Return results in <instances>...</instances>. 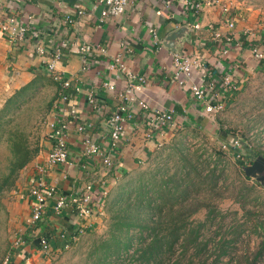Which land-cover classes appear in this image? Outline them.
<instances>
[{
	"label": "crops",
	"instance_id": "0c3cea01",
	"mask_svg": "<svg viewBox=\"0 0 264 264\" xmlns=\"http://www.w3.org/2000/svg\"><path fill=\"white\" fill-rule=\"evenodd\" d=\"M221 1L230 7L228 17L233 21V41L227 45L224 44L223 35L230 31L224 23L225 14L217 6L194 12L185 8L181 0H129L124 12L118 17L100 21L101 7L95 0H0V10L7 16L27 23L29 27L28 37L19 44L10 43L0 32V107L16 91L41 79L52 83L56 93L59 85L52 81L43 67L49 59L48 55L41 57L34 51L37 43L47 45L50 50L60 47L62 58L55 69L63 78L72 81L69 99L57 105L59 107L52 115V119L56 117L67 122L68 160L48 170L45 175L46 184L52 185L58 192L70 195L85 182L92 181L94 188L99 190L103 186L107 193L114 181L130 174L164 143L177 137L179 131L192 134L190 130L208 131L213 127L214 132L208 135L207 140L214 138L218 142L224 138L219 128L215 130L213 115L206 114L189 93L188 85L195 82L196 78L185 84L172 79L169 66L172 50L163 44L172 32L180 33L169 41L176 51L197 55L210 68L211 75L217 81L224 73H229L238 87H241L249 74L264 67V63L251 57L248 51V43L252 40L262 41L264 0ZM76 10H82V14L73 23L66 24L64 16L74 14ZM194 25L198 27L194 28ZM244 29L254 32L246 36ZM149 30H153L156 37ZM215 32H219L221 37H216ZM160 41L162 43L158 48ZM80 44L93 49L84 70H80L81 60L77 52ZM225 46H228L226 52H222ZM116 53L122 54L123 61L131 70L147 79V85L139 96L151 108L171 110L173 120L146 140L143 137L146 132L143 117L135 109L136 98L132 97L129 104L132 110L135 109L134 113L124 125L123 138L111 156L112 165L106 168L95 158L87 160L81 153L80 143L87 137L102 150H108L109 129L106 121L117 103L116 92L125 88L123 75L116 69L108 68ZM106 81L115 84L114 93L104 90L102 84ZM89 92L98 107L92 108L87 104L86 96ZM70 108L77 115L76 122L89 126L84 132L76 130L75 122L69 114ZM50 146L49 132L40 160ZM85 160L87 167L81 169L80 162ZM24 175L23 188L19 187L15 191L14 200L16 212L21 211L17 216L23 223L22 234L28 236L32 228L28 222L30 199L27 187L34 179V172L29 168ZM103 202L104 199L96 195L92 202L91 218L98 215ZM84 221L70 209L54 217L48 204L34 233L46 236L53 251L64 250V243L58 239L57 233H72L77 226L85 224ZM21 251L19 260L42 253L35 239H30Z\"/></svg>",
	"mask_w": 264,
	"mask_h": 264
},
{
	"label": "rangeland",
	"instance_id": "374dc122",
	"mask_svg": "<svg viewBox=\"0 0 264 264\" xmlns=\"http://www.w3.org/2000/svg\"><path fill=\"white\" fill-rule=\"evenodd\" d=\"M54 89L52 83L41 79L12 95L15 112L10 117L12 123L5 127L22 133L36 152L16 173L12 185L0 191V264H5V260L6 264H112L115 258L103 259V252L105 248L110 252L116 244L125 241L126 227L132 237L129 254L138 247V236H144L142 231L139 234L138 225H153L157 218L165 220L163 215L155 213L151 214L150 222L146 201H156L161 194L167 204L176 202L180 197L169 195L168 190L179 185V192L185 184L189 196L181 203V212L172 216L177 220L185 218L194 225L209 217L200 231L207 247L205 250L197 247L198 257L182 256L178 264H199V261L212 264L222 249L228 256L219 257L216 264H245L253 257L259 242L264 240V186L256 179L245 177L246 157L236 158L234 151L221 148V144L228 146L235 139L240 157L243 151L250 154V161L257 154L264 156V67L249 74L243 85L225 99L224 108L213 115L215 130L220 129L223 139L207 140L214 132L213 127L208 131L190 130L192 134L177 132V137L168 140L130 174L110 185L98 215L90 219L91 223L81 226L76 239L66 249L42 251L36 257L19 260L22 248L13 250L12 239L23 235V223L17 216L21 211L16 212L14 194L23 188L27 169L34 172L47 144L50 132L47 123L56 109L60 88L58 86L56 93ZM5 135L0 137V174L8 159ZM238 161L244 165L240 166ZM189 210L195 212L188 214ZM236 233L239 234L237 239L230 241L236 238ZM219 237H223L222 243ZM123 257L120 256L117 263ZM260 260L264 262V256Z\"/></svg>",
	"mask_w": 264,
	"mask_h": 264
},
{
	"label": "built area",
	"instance_id": "2783aa9c",
	"mask_svg": "<svg viewBox=\"0 0 264 264\" xmlns=\"http://www.w3.org/2000/svg\"><path fill=\"white\" fill-rule=\"evenodd\" d=\"M129 0H95V3L101 7L100 21L106 18L118 17L122 14L128 5ZM185 8L200 12L208 7L217 6L225 14L224 23L230 31L223 35L224 44H230L233 41L231 30L233 28V21L228 17L230 7L221 0H181ZM82 14V10H76L74 14L64 16L66 24L73 23L75 19ZM198 25H194L197 28ZM264 30V25L262 26ZM244 35L248 36L254 32L250 29H244ZM0 32L12 44L22 43L28 37L29 27L28 24L22 22L20 19L7 16L6 13L0 10ZM149 33L156 37L153 30ZM216 37H221L219 32H215ZM162 41L159 42L158 48L161 46ZM62 45V44H61ZM60 45V46H61ZM225 46L222 52H226ZM93 49L87 48L84 44L77 46V52L81 60L80 70H84L87 66V58ZM34 51L41 57L48 55L44 63V69L51 76L53 82L59 85L57 105L67 102L69 99V90L72 87V81L62 77L61 73L55 69L56 64L61 60L62 54L60 47L49 49L47 45L37 43L34 46ZM248 51L254 59L264 63V34L262 41L252 40L248 43ZM101 52V50H100ZM170 69L172 72V79L179 84L191 82L193 78L196 81L189 83L188 90L194 101L203 107L206 114L215 115L219 113L225 106V99L236 91L239 87L237 82L229 73H224L220 80H216L211 75L210 68L205 65L201 59L194 54H189L184 51H171L170 53ZM110 69L119 71L125 80V88L120 92H116L117 103L110 113L106 125L109 129L108 135V150H102L96 143L92 142L87 137H84L80 143L81 153L87 160L95 158L102 167H110L112 165L111 156L117 151L118 145L121 142L125 130V123L132 118L134 110L141 112L143 117V125L146 127V132L143 137L147 140L152 137L157 131L172 123L173 117L171 110L164 108H151L143 98L139 96L142 89L147 85V79L137 72L131 70L123 61L122 54L116 53L111 59ZM107 92L114 93L116 86L111 81H106L102 84ZM133 95H137L133 96ZM224 95V96H223ZM227 96V97H226ZM134 99V107L132 110L129 104L130 99ZM86 102L92 108L98 107L93 95L89 92L86 96ZM69 114L71 119L75 122V127L78 132H84L89 126L84 123H78L77 115L73 108H70ZM50 129L51 146L47 150L44 157L34 167V179L27 187V196L30 199V214L28 222L32 231L28 236L17 235L12 239L13 250L23 248L28 244L30 239H35L37 245L43 252L52 250L51 244L46 236H38L34 233L35 226L42 221L44 212L49 204L52 216L57 217L65 209H70L78 218H82L89 223L93 214V199L97 196L104 198L106 196V189L101 186L99 190L94 188L92 181L85 182L80 189L72 192L70 195L58 192L52 185L45 183V175L48 170L62 165L68 160L67 150V135L68 127L67 122L62 121L60 118L50 119L47 123ZM221 148L234 151L236 158H240L237 154L238 142L234 139L228 146L221 144ZM233 149V150H232ZM87 160L80 162L81 169H86ZM101 207V206H100ZM89 220V221H88ZM84 221V222H85ZM80 224L72 233H65L60 231L57 233L58 239L64 243L66 249L81 229ZM7 260L4 261L6 264Z\"/></svg>",
	"mask_w": 264,
	"mask_h": 264
},
{
	"label": "trees",
	"instance_id": "16d2710c",
	"mask_svg": "<svg viewBox=\"0 0 264 264\" xmlns=\"http://www.w3.org/2000/svg\"><path fill=\"white\" fill-rule=\"evenodd\" d=\"M13 96L5 100L3 106L0 107V137L6 134L5 145L8 153V159L4 171L0 174L2 176V180L0 181V191L2 187L8 188V186L12 185L16 173L26 165L36 152L35 148L29 146L27 139L24 138L22 133L14 129L7 130L5 127L12 123L10 117L15 112V107L12 106L14 101ZM243 152L241 153L242 155L240 158L246 157L248 164H250V154L246 152L244 154ZM238 164L240 166L244 165L241 161H238ZM191 169L193 170V166H191ZM177 186L179 185H175L172 190H168L169 195L180 197V200L176 202H169L167 204V199L162 197L163 195L161 194L157 195L156 201L155 199L146 201L145 209L146 214H150L148 216L150 222L153 217L151 214L155 213L158 216L163 215L165 220L162 221V218H157V221H155L153 225H138V227H140L138 230L139 234L144 232V236H138L139 245L132 251V253L127 254L128 248L132 245V237L131 234L127 233L128 230L126 227L123 235L125 241L120 245L116 244L110 252L108 251V248H105L103 259L113 256L115 259L112 264H178L182 256L191 257L195 255L198 257L200 253H197V247H202L201 250H205L207 247V241L201 238L200 231L206 226L209 217H207L205 221H199L194 225L193 223H189L185 218L177 220L172 216L177 212H181V209L183 208L181 203H183L189 196L187 190L188 186H186V184L181 187L179 192H177L179 188ZM176 204L178 205L177 208H175ZM194 212L195 210H189L188 214ZM129 225H132V223ZM238 236L239 234L236 233V238H232L230 241L237 239ZM219 241L222 243L223 237H219ZM227 254L228 252H226V250H220L212 264H216L219 257L228 256ZM120 256L124 257L120 259V263H117V259H119ZM263 256L264 240L259 242L253 257L250 260L247 259L245 264H258V261ZM199 264L206 263L199 261ZM259 264H264V262L260 260Z\"/></svg>",
	"mask_w": 264,
	"mask_h": 264
},
{
	"label": "water",
	"instance_id": "95a60500",
	"mask_svg": "<svg viewBox=\"0 0 264 264\" xmlns=\"http://www.w3.org/2000/svg\"><path fill=\"white\" fill-rule=\"evenodd\" d=\"M179 34L180 33L172 32L170 34L171 36H169L166 39V42H164L163 44L169 47L172 51H176L173 45L171 44V42L169 41L170 40L172 41V39ZM263 171H264V156L261 154L255 155L254 159L250 162V164L243 167V172L245 177L254 180L256 179V181L260 182L264 186V175L262 174Z\"/></svg>",
	"mask_w": 264,
	"mask_h": 264
},
{
	"label": "flooded vegetation",
	"instance_id": "af4514ba",
	"mask_svg": "<svg viewBox=\"0 0 264 264\" xmlns=\"http://www.w3.org/2000/svg\"><path fill=\"white\" fill-rule=\"evenodd\" d=\"M263 175H264V171H263V173H262Z\"/></svg>",
	"mask_w": 264,
	"mask_h": 264
}]
</instances>
